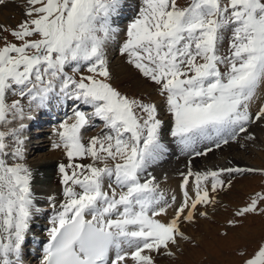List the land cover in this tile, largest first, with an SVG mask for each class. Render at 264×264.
<instances>
[{
    "label": "snow or ice",
    "instance_id": "obj_1",
    "mask_svg": "<svg viewBox=\"0 0 264 264\" xmlns=\"http://www.w3.org/2000/svg\"><path fill=\"white\" fill-rule=\"evenodd\" d=\"M126 7L127 0H24L25 19L15 28L0 25L16 41L4 37L0 45V124L18 122L0 130V264H22L26 234L43 211L21 133L31 110L53 100L73 106L54 145L68 163L58 166L63 199L47 197L52 215L40 264H154L152 252L170 255V245L187 239L182 221H193L198 206H215L216 195L231 188L224 174H264L240 166L193 171L189 161L179 174V202L161 188L148 172L168 150L159 106L110 82L106 48ZM119 52L156 86L171 137L194 157L210 153L209 144L252 138L248 126L264 119V105L255 117L250 112L264 81V0H137ZM9 93L18 98L9 102ZM96 120L102 131L85 142L82 130ZM170 209L174 214L162 219ZM254 213L264 214V190L233 216ZM241 255L242 264H264V241Z\"/></svg>",
    "mask_w": 264,
    "mask_h": 264
},
{
    "label": "rangeland",
    "instance_id": "obj_2",
    "mask_svg": "<svg viewBox=\"0 0 264 264\" xmlns=\"http://www.w3.org/2000/svg\"><path fill=\"white\" fill-rule=\"evenodd\" d=\"M21 2H24V0H21ZM181 2L183 3L184 0H181ZM130 17L129 20L124 21L122 24L125 22L128 24L134 16ZM23 19H25L24 16L16 19L15 22H6L4 26L7 28H15ZM228 35H230V33H226V39L221 49L222 52H226ZM4 37H7L11 42H16L9 32L5 31L0 32V45L3 44ZM124 37L121 39L119 38L120 40L111 43L106 48L109 70L112 75L110 82L115 88L126 95L135 96L156 103L159 106L160 113L158 118L163 121L162 129H164V134H161V137L166 138L165 135H170L169 130L171 128V119L163 107V98L156 92V86L142 77L132 65L127 63L126 57L120 54L119 45L122 43ZM67 70L71 72L70 68ZM17 98L18 97H13L11 93H9V102L12 99ZM22 103L27 106V99H24ZM70 106L73 105L70 104ZM69 110L67 111L65 118L71 115L72 107L69 108ZM83 110L91 111V109L87 107H84ZM36 111L37 109L35 108L31 110V116L34 117L33 123H36L37 119L35 118L38 117ZM65 118H60L58 123L54 126L45 127L48 125V122L38 123L39 126L43 124L45 125L42 129H40L41 127L37 128V125L31 124L30 122L32 119L25 118L23 123L26 127L22 130L24 132L21 133L24 138L25 146L24 162L30 167L32 172L38 169L41 165H44L43 168H46V170L50 165H54V167H50V169H54V171L56 170L58 180L55 182L53 180L55 178V172L54 174L52 173V176L47 175L45 179L49 181L53 180L55 186L61 184L58 166L61 163H68L63 148H54V145L59 141L57 135L59 125L65 120ZM16 123L18 122H13L12 124L7 125L0 124V130L14 127L16 126ZM36 128L42 131L39 134H36L38 133L35 132L37 130ZM101 131L102 122L96 120L95 127L86 128V134L83 130L82 135H86V138H90L93 135L100 134ZM9 142H11L10 139ZM244 142H246V139L242 137L239 139L238 144L230 143L229 145L232 144L237 146L239 151L244 155L248 162H250L251 169L264 170V158L259 157L258 153L254 150H251V152L245 151V148L249 147V149H252V147L249 143L248 146H245V144L243 145ZM225 149L226 148L221 149L220 152L222 150V153L229 151L228 149ZM74 162L88 163L89 161L76 160ZM39 179H42V177L40 176ZM222 179L225 181V184H227L229 180H232L231 188L222 190L216 195L218 203L215 206L205 207L207 215H198L196 217V223L192 225L193 227L187 228L186 232L184 229H180L187 239H179L175 245H170L168 250L171 252L170 255L166 254L164 249H161L159 253L152 252L151 254H153L154 264H242L244 256H242L241 253L252 252L259 242L264 241V214L254 213L248 214L244 217L233 216V212L236 208L241 207L248 202L250 194L264 190V174H260L259 171L246 174H233L231 176L224 174ZM36 180H38V178H35L34 181ZM51 215L52 211L49 209L46 212V216H40V218H38L39 216H36L35 219L32 220V222H36L37 225L34 228H30L27 232L24 250L28 247L30 250L34 248L33 244L36 241H39V238L44 233V230L42 231L40 225L42 223L49 224V217ZM228 220H235L237 222L234 225H228ZM185 223L186 222H184V225ZM38 227L41 230H36ZM36 231L38 232L37 235ZM24 255L22 260L24 262H30L28 256Z\"/></svg>",
    "mask_w": 264,
    "mask_h": 264
},
{
    "label": "bare ground",
    "instance_id": "obj_3",
    "mask_svg": "<svg viewBox=\"0 0 264 264\" xmlns=\"http://www.w3.org/2000/svg\"><path fill=\"white\" fill-rule=\"evenodd\" d=\"M23 3L24 2H21V0H8L6 4L0 5V25L2 24L4 26L6 22H15L16 19L24 16L23 15V12H24ZM136 4H137V0H127V7L125 8L123 15L118 20L115 21V26L121 30L118 33L117 39L115 41H118L122 37L125 36L127 22L122 24L123 23L122 21L129 20L131 18L130 16H134V9H135ZM70 104H72L71 101H67L64 103H58L57 101L54 100L50 102L46 107L37 109L36 111L37 115L40 116V118L37 120L48 122L47 126H45L44 124L40 126L37 125L38 126L37 128L41 127L40 129H42L44 126L48 127V126L56 125L60 118L62 117L65 118V114L68 111V107L69 108L72 107L70 106ZM261 105H264V81H262L260 85L258 86L256 90V95L253 98V101L250 105V112L252 113L253 117H255V113L259 111V108L261 107ZM37 120H36V123H33L34 122V117H33L30 123L33 125L38 124ZM41 131L37 129L35 132H38L36 134H39ZM23 132L24 131H22V133ZM248 132L251 133L252 138L246 139L244 137V134H241L240 138L244 137L246 139V142H244L243 145L245 144V146L246 145L248 146V143H249L252 149H249V147H247L244 150L250 151V152L251 150H254L256 151V153H258L259 157L264 158V119L251 123V125L248 126ZM161 134H164V129L161 130ZM161 141L162 143L165 144L168 150L166 153L163 154L161 159H159L156 163H154L152 166L149 167L148 172H150L154 177H156V180L160 184L161 188L165 190L166 192H168L169 196L175 193V195L177 196L178 202L182 198L181 190L179 187L180 182H181V177L179 174L181 172L187 171L189 161H191V166H192L193 171L226 168V167H231V166L251 168L249 164L250 162H248V160L244 157V155L239 151L237 146L232 145L236 143L238 144V142L230 141L227 145H222L220 148H215L214 146L209 144L207 146L212 147L214 151H211L205 156L194 157L190 152L182 151L181 146L176 143L173 137H168V138L167 136L166 138L161 137ZM230 143L232 144L229 145ZM223 148H226L225 150L228 149L229 151L222 153L223 151L222 150L220 152V150ZM203 149H204V145L200 146L199 150L203 151ZM43 166L44 165H41L38 167L39 171L38 169L33 171L32 189H33L34 194L38 198L37 199L38 206L41 209H43L41 213L35 216H46L47 210L50 209V211H52V208L47 200L48 196L56 197L57 204H59L60 200L63 199V196L61 195V192H62L61 187H56L54 185L53 180L49 181L45 179L47 175L52 176V173L54 174L55 172L54 169L52 170L50 169V167H54V165H50V167L47 170L46 168H43ZM40 176L42 177V179H39ZM35 178H38V180L34 181ZM205 209H206L205 206H202V205L198 206L194 220L193 221H182L180 224V229H184L186 232L187 228L193 227L192 225L196 223V217L199 215L200 212H204ZM172 214H174V210L170 209L169 216L164 217L162 219H168L171 217ZM184 222H186L185 225H184ZM32 226L33 224L31 223L30 228ZM49 226L50 225H48V227ZM37 242L39 241H36L33 244L34 248L30 250L32 255L37 250L36 249ZM22 250H24V245H23ZM23 255L24 254L22 253L21 259H23ZM151 255L153 257V254ZM29 263H31V261L24 262L22 260V264H29ZM129 264H131V261H129Z\"/></svg>",
    "mask_w": 264,
    "mask_h": 264
}]
</instances>
